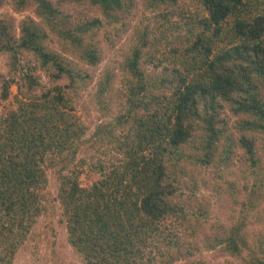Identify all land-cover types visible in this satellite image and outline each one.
<instances>
[{
  "label": "trees",
  "instance_id": "1",
  "mask_svg": "<svg viewBox=\"0 0 264 264\" xmlns=\"http://www.w3.org/2000/svg\"><path fill=\"white\" fill-rule=\"evenodd\" d=\"M9 1L0 264L56 201L87 264H264V0Z\"/></svg>",
  "mask_w": 264,
  "mask_h": 264
},
{
  "label": "rangeland",
  "instance_id": "2",
  "mask_svg": "<svg viewBox=\"0 0 264 264\" xmlns=\"http://www.w3.org/2000/svg\"><path fill=\"white\" fill-rule=\"evenodd\" d=\"M183 7L185 8V6ZM69 9L76 14L77 9L79 8L71 6ZM183 11V8L171 11L172 19L175 21L178 20V15ZM27 16L36 17L32 8L17 12L9 0H5L0 5V18H8L17 29V33H19L18 26L20 21ZM125 41H127V43L129 42L128 37L123 38L121 43L123 44ZM115 59L116 57L114 53L110 51L108 53V58L103 62L102 66L108 61H115ZM7 69V57L5 55H0V72L5 73L7 72ZM44 81H46V79H44ZM45 83H47V81ZM16 90L17 89L14 88V92H16ZM7 106V101H0V115L7 112ZM87 122H89V120ZM94 127L95 126H92L87 132L86 137L89 140L94 138ZM80 156H86L89 158L88 153H83V155ZM84 172L85 174L82 178V182L87 185L94 180L95 175L88 169L84 170ZM58 187L57 179L52 175L49 188L54 197H57L58 195ZM55 203L59 207L57 208V211L50 215L38 218L34 227V232L36 233L34 236L35 239L30 238L21 246L14 264H87L85 257L69 242L67 227L60 222V218L63 217L60 204L58 201ZM36 242H38V245H36ZM207 255L212 262L225 260V257H220L211 252ZM236 262L238 263L239 261Z\"/></svg>",
  "mask_w": 264,
  "mask_h": 264
}]
</instances>
